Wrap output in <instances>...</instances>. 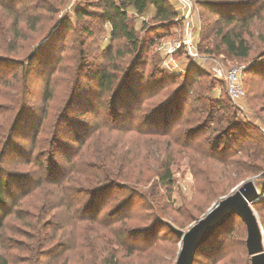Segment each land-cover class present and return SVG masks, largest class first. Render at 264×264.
<instances>
[{
  "label": "trees",
  "instance_id": "1",
  "mask_svg": "<svg viewBox=\"0 0 264 264\" xmlns=\"http://www.w3.org/2000/svg\"><path fill=\"white\" fill-rule=\"evenodd\" d=\"M35 1L22 5L21 0H0V30L4 31V28H8L11 30L12 38H19L21 31L18 28V23L20 21L25 22L27 26L32 24L34 27V24L40 19V15L34 14L39 7H43L39 6L38 2H44L47 10L51 11L54 9L57 11L65 2L60 0L55 5V1L52 0ZM194 1L201 9V14L205 10L217 15L213 22L203 26L204 32L213 31L217 42L213 48L199 47L202 55L214 57V53L219 52L231 58L245 59L255 47L254 34L259 33L261 38H264V0ZM149 7L154 10L153 21L163 27L178 19L177 12L170 0H95L92 5H77L74 8L77 28L75 23L71 24L69 18L65 17L60 19L56 28L48 29L42 37L44 41L34 49V54L30 59H27V55L24 62L16 59L11 63L8 57L0 56V65L14 64L17 66L16 70L20 68L19 73H21L22 80H26L36 56L55 37L62 34L60 33L62 29L67 32L71 27H75L77 30L75 57L71 56L67 61L65 58L58 57L56 66L53 64L56 59L55 53L49 57L46 55V57H41L46 61L47 67H52L51 72L56 70L57 73L65 74L60 77V81L69 91V98L61 112L54 115L53 119L48 112L52 92L44 91L45 98L40 108L39 124L42 127L40 132H44L45 137L38 138L35 135L31 141L28 148L30 155L34 153V156L31 159H29L30 156L24 158V161L32 163L35 168L25 174L11 171L3 166L4 162L6 163V155L13 144L14 132L21 117L25 115L27 107L25 105L26 98L23 95L14 97L15 90L10 89L12 81L14 82L18 77V73L0 72V85L5 89L0 96L2 97L7 91H11L13 94L12 97L3 96L9 102L4 103L5 107L0 106V118L6 117L0 119V264H44L46 261L44 258L48 257V253L45 252L47 249L41 242L46 239L44 231L49 229L48 226L46 227L49 223L42 222V218L52 209L58 207L55 204H59V201L60 204L65 203L66 212L70 214L66 221L59 223L62 226L77 225L78 236L74 248L84 258L96 259L99 250L97 238L102 229H110L114 243L122 251H128L126 255L129 254L131 258L139 257L144 253L148 255L154 252L169 254L172 251L174 253L177 251L178 253L179 248L173 246V240L148 236V233L162 224L161 221L157 220L146 227L133 230L130 228L132 227L128 222L130 217L127 215H125V222H121V226L116 225L121 219L115 218V216L121 211V208L108 214L99 213L102 203L98 200V196L112 187L128 191V186L131 184L146 185L150 183L148 187L150 196L146 200L144 196L141 199L150 210H153L154 207L152 202L158 206V202L163 197L157 190L158 185L160 182L164 185L171 183L170 166L173 163L174 155L180 152L175 146L190 151L186 154L188 158L197 156L203 161L214 159L225 165L223 157L219 158L214 153L219 150L218 147L224 139L223 135L228 132L233 123L229 125L227 122L226 129L220 130L213 137L209 146H203L208 140L200 145H197L196 141L193 142L196 135L209 129V124L214 120L219 123L215 117V110H228V106L222 100L223 96H228V94L225 89V92H222L223 88H218L223 81L208 78L207 74L200 70L198 64L195 66L199 67L198 71L200 72L195 78L191 75V70L195 68L192 64L187 65L182 74L161 69L159 66L161 61L156 58V54L150 56L147 54L128 14L132 12L143 15ZM22 17L24 18L20 20ZM6 21H9L7 26L4 24ZM105 25L109 27L108 37L111 44L107 50L102 51L100 57L105 58L106 62L98 69L89 72L87 74L88 81L83 83L81 82V70L84 66H82V61L85 56L86 37L93 40L104 32ZM116 40L123 45H119L115 50L113 41ZM127 54L132 55L128 64L125 61ZM77 56L80 58L81 64H79L80 68L78 67L76 73ZM60 60H63L61 64ZM147 63L152 65V70L148 74L144 76L142 72H137L140 65ZM260 74H264V71ZM177 77L182 79L178 86L166 92L162 99L151 101L159 89L158 83L165 84L164 79L172 81ZM92 81L95 84L96 95L100 97V106H109V110L101 114L92 128L79 129L77 126L82 125L81 122L76 123L78 121L73 117H68L67 112L73 101L76 100V91L80 87L89 91ZM50 82V76H47L44 85L48 86ZM218 89L221 91L220 94H216ZM149 95L151 96L147 97ZM119 113L125 115V124L123 125L119 124ZM77 115L85 114L78 113ZM71 122L73 123L71 124ZM68 125L75 127L71 131L72 136L64 135L63 130ZM126 136H128L127 140ZM185 136L187 139L180 141ZM63 139L70 144H76V148L69 153L70 155L68 154L69 156H65L68 167L61 168L53 153L58 151L57 147ZM150 145L154 146L155 150L161 149L167 153L164 157L159 158L153 153L141 154L140 150L136 151L142 146L146 148ZM190 160L191 163L198 166L195 159L192 162L190 157ZM209 169L208 172H210ZM156 179L158 181H155ZM124 182L128 186L121 184ZM260 192L264 193L263 189ZM35 194L42 197L39 207L34 211L21 209L19 205L26 206L25 199L32 198ZM83 197H87V200L83 201ZM192 207L196 208V205L193 204ZM191 215L193 214L185 215L188 218V223L194 220ZM7 217H13V219L19 220L24 227L33 229L37 238L31 240V246H24L22 242L10 236L9 233L12 232L15 236L18 235L17 231L20 230L10 229L5 222ZM149 218V216L143 217L146 221ZM88 223L95 225L89 228L87 227ZM165 225L168 233L174 234L176 239H179L169 224L165 223ZM223 225L219 226L208 238ZM178 226L183 227L182 224ZM208 238L199 246L194 259ZM137 239L144 244L136 245ZM18 250L27 254L21 259H15L13 251ZM57 257L62 258V256L54 258ZM52 261L53 259L45 263L50 264ZM98 264H116V262L109 260Z\"/></svg>",
  "mask_w": 264,
  "mask_h": 264
},
{
  "label": "rangeland",
  "instance_id": "2",
  "mask_svg": "<svg viewBox=\"0 0 264 264\" xmlns=\"http://www.w3.org/2000/svg\"><path fill=\"white\" fill-rule=\"evenodd\" d=\"M52 1H55L54 4L57 5L60 0ZM64 1L63 5L57 11L55 9L52 10L53 12L47 10L44 2H38L39 6L43 7H39L34 14L40 15V19L37 20L34 27H32V24L27 26L25 22L20 21L18 23V28L21 31L19 38H12L10 35L11 30L3 27L4 31L0 30V56L8 57L11 63H13L12 60L16 59L23 60L24 62L28 53L36 49L44 41L42 37L48 29L53 30L56 28L61 18L68 17L71 24L75 23L77 28L78 25L74 16V8L77 5H92L95 2V0ZM34 2L36 1L21 0L22 5ZM170 2L177 12L178 19L172 21L169 25H165L166 27L153 21L152 17L154 13L152 7H149L143 15H137L132 12L128 13L139 40L143 42L147 50V54L149 56L156 54V58H159L161 61L164 55L163 48L165 45L172 40L182 38L186 32H189L193 42L197 43L198 50L199 47L204 48V46L213 48L217 42V37L213 31L204 32L203 26L209 22H213L217 15L205 10L201 14V9L194 1L192 20L186 28V21L181 17V11L177 9L176 1L170 0ZM4 24L7 26L9 21H6ZM103 29L104 32L95 37L96 39L94 38L92 40L86 37V44L84 46L85 56L82 61V66H84L81 70V82L83 83L88 81L87 74L89 72H92L96 68L98 69V67L104 65L106 62V59L100 56L102 51L107 50V47L110 46L111 41L108 37V25H105ZM76 31L75 27H71L67 32L62 29L60 32L62 34L55 37L36 56L31 64V72L26 80H22L21 73H19L20 68L16 70L15 68L17 66L14 64L8 63V65L4 63L7 66L0 65V72L2 73L5 71L9 74L11 72L18 73V77L14 82L12 81V87L10 89L12 91L15 90L14 97L16 95H23L26 98L25 105L27 107L25 115L21 117V121L18 123L17 129L14 132L13 144H11V150L6 155V163L4 162L3 165L11 171L25 174L35 168L32 163L25 162L24 158L30 156L29 159H31L34 156V153L30 155V149L28 148L34 136L37 135L38 138L45 137L44 132H40L42 127L39 124L41 117L40 108L45 98L44 91L52 92L48 112L53 119L54 115H58L61 112L69 98V91L60 81V77L65 74L57 73L56 70H52L51 72L52 67H47L46 61L42 60V58L49 57L55 53L56 59L53 64L56 66L58 57L65 58V61L70 60L71 56L75 57L77 53ZM253 42L255 47L245 59L231 58L219 52H215L214 57L211 55H202L199 50L200 55L208 57V59L200 61L186 55L185 51L182 50V53L180 52L175 55L176 60L180 64L179 67L175 72L169 71L175 74H182L185 72L186 66L192 64L195 67L191 70L193 78L199 74L200 71H198V68L200 67V70L205 72L208 78H213L218 81L221 78L216 77L212 70V67L216 66V63L225 67L236 66L242 68L241 78L245 90L244 97L238 102H234L227 95L223 96L222 100L228 106V110H215V117L219 120V123L214 120L213 123L209 124V129L199 132L193 139V142L196 141L197 145L208 140L203 146H209L211 141H213V137L220 130L226 129L227 122H229V125L233 123L232 129L229 128L228 132L223 135L224 139L218 147L219 150L214 153L219 158L223 157L225 165L218 163L214 159L203 161L197 156H190L192 162H194V159L197 161V166L191 163L190 157L188 158L186 155L190 151L175 146L180 152L174 155L173 163L170 166L171 183L164 185L160 182L158 185L157 190L163 195L161 197L162 199L158 202V206L155 202H152L151 204L154 207L153 210H150L141 199L144 196L146 200L150 196L148 193L150 183L146 185L131 184L128 186L124 182L121 184L128 186V191L119 189V187H112L104 191L101 196H98V200L102 203H99L102 206L99 213L108 214L121 208V211L115 216V218L121 219L116 225L121 226V222H125V215H127L130 217L128 222H130V226H132L130 228L133 230L146 227L159 220L162 224H159L153 231L148 233V236H155L159 239H171L174 241L172 242L173 246H176L178 249L180 240L176 239L174 234L168 233L169 231L165 223H170L179 229L185 230L195 220L203 216L214 202L229 194L236 186L241 185L247 180H251L256 189H258L259 194H261L259 199L254 202L255 204H251V207L262 230L264 246V193L260 192L262 189L264 191V74H260L264 71V38H261L259 33H255ZM113 44L115 50L119 45H123L117 40L113 41ZM131 57L132 55L128 54L125 56L127 64ZM62 61L60 60V64ZM80 61V58L77 56L76 73L79 64H81ZM196 64H198V68L195 66ZM23 65L25 66V63ZM159 66L163 69L161 62ZM151 70L152 65L147 63L146 65H140L137 72H142V75L145 76ZM165 71L168 70L165 69ZM47 76H50L51 79L48 86L44 85ZM181 80V77H177V79H173L172 81L164 79L165 84L158 83L159 89L157 92L155 91V96L151 101L162 99L166 92L173 90L180 84ZM91 84L92 86L89 91L85 90L84 87H80L76 91V100L73 101L71 108L67 112L68 117H73L78 121L76 123L81 122L82 125L77 126L79 129L85 128L87 130V128H92L95 122L101 117V114L109 110V106H100V97L96 95L95 84L93 81ZM218 88H223L221 91L225 92L224 83L221 82ZM219 89L216 94H220L221 91ZM4 90L3 86L0 85V94ZM3 96L12 97L13 94L11 91H7ZM3 96H0L1 107H5L4 103L9 102ZM78 113L85 115L79 116L77 115ZM118 116L119 124H125V115H120L119 113ZM73 128L75 127L72 125L65 127L63 130L64 135L72 136L71 131H73ZM127 138L128 136H126V140ZM184 139H187V137H183L180 141ZM75 146L76 144H70L64 139L61 141L57 147L58 151L53 153L59 167H68L65 156H69V153L76 148ZM138 150L141 151V154L149 152L153 153L154 156H159V158L164 157L167 153L165 150H155V147L151 145L146 148L142 146L136 149V151ZM208 168H210V172H208ZM155 181L158 180L156 179ZM41 200L42 197L35 194L32 198L28 197L25 199L26 206H19L24 211H34L39 207ZM86 200L87 197H83V201ZM64 204H60L59 201V204H55L58 207L52 209L49 214L42 218V222L49 223L46 225L49 229L44 231L46 234L44 238L46 239H43L41 243L47 249L45 252L48 253V257H45L44 260L50 261L53 259L50 264H98L108 262L109 260L116 262V264H173L177 251L175 253L172 251L169 254L154 252L148 255L144 253L139 257L131 258L129 254L126 255L128 251H122L114 243L110 235V229H102L98 234L97 246L99 250L96 259L84 258L74 248L75 240H77L78 236L77 225L62 226L59 223L66 221L70 216L66 212ZM193 204L196 205V208L192 207ZM190 212L193 214L191 218H194V220L188 223V218L185 215H190ZM144 216H149V220H144ZM5 222L10 229H14L15 231L17 228L20 230L17 231L19 234L16 236L12 231L9 234H11L10 236L13 239L22 242L24 246H31V240L37 238V234L33 232V229L24 227L19 220L13 219V217H7ZM179 224H182L183 227L178 226ZM94 225L93 223H88L87 227L90 228ZM245 239V225L238 216L234 215L201 246L195 256L193 264H248L249 257L246 253ZM166 242L169 243L168 241ZM135 244L139 245L144 243L137 239ZM25 254L27 253L22 250L13 251V258L21 259ZM55 256H62V258H54ZM46 261H44V264H46Z\"/></svg>",
  "mask_w": 264,
  "mask_h": 264
},
{
  "label": "water",
  "instance_id": "3",
  "mask_svg": "<svg viewBox=\"0 0 264 264\" xmlns=\"http://www.w3.org/2000/svg\"><path fill=\"white\" fill-rule=\"evenodd\" d=\"M32 50L27 59H30ZM260 197L258 189L247 180L220 198L199 219L187 229H179L169 224L179 238V250L174 264H192L199 246L232 215H238L246 227V250L250 264H264L263 234L251 204Z\"/></svg>",
  "mask_w": 264,
  "mask_h": 264
},
{
  "label": "built area",
  "instance_id": "4",
  "mask_svg": "<svg viewBox=\"0 0 264 264\" xmlns=\"http://www.w3.org/2000/svg\"><path fill=\"white\" fill-rule=\"evenodd\" d=\"M177 9L181 11V17L186 21V28L191 23V17L194 11V1L193 0H175ZM184 50L186 55L200 61L208 59L206 56L199 54L197 43H194L190 33L186 32L182 38L172 40L168 42L163 48L164 55L161 60V67L168 71L175 72L179 67V62L176 60L175 55ZM214 75L224 83V89L226 90L228 97L234 101L238 102L245 95V90L242 84V68L231 66L225 67L216 63V66L212 67ZM178 73V72H177Z\"/></svg>",
  "mask_w": 264,
  "mask_h": 264
},
{
  "label": "crops",
  "instance_id": "5",
  "mask_svg": "<svg viewBox=\"0 0 264 264\" xmlns=\"http://www.w3.org/2000/svg\"><path fill=\"white\" fill-rule=\"evenodd\" d=\"M153 9V8H152ZM153 11V13H154V10H152Z\"/></svg>",
  "mask_w": 264,
  "mask_h": 264
}]
</instances>
